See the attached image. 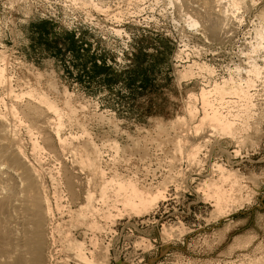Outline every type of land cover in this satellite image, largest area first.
Segmentation results:
<instances>
[{"label":"rangeland","instance_id":"rangeland-1","mask_svg":"<svg viewBox=\"0 0 264 264\" xmlns=\"http://www.w3.org/2000/svg\"><path fill=\"white\" fill-rule=\"evenodd\" d=\"M95 1L106 7L104 13L73 6L70 0H0V53L6 54V74L16 93L37 86L60 107L65 101L74 107L75 119L65 132L78 137L76 144L87 145L92 138L106 167L136 173L147 187L148 182L166 186L167 202L158 203L145 223L126 217L113 225L115 230L112 226L98 236L99 246L109 244L106 264H264V74L256 84L253 117L234 137L206 128L209 141L204 144L203 132L191 138L194 131L181 132L175 122L183 117L190 122L185 109L190 95L198 96L201 88L236 67L245 68L264 0H245L241 14L232 16L231 2L224 0L221 9L229 11L230 25L221 31L224 38L214 41L202 38L194 11L188 15L198 23L188 26L177 0ZM261 53L264 58V49ZM194 61L210 65L214 76L203 72L182 78V70ZM4 86L0 99L11 103ZM194 104L201 116L198 97ZM186 135L202 144V163L188 162L173 149V142ZM19 136L28 148L24 127ZM39 162L57 171L52 158L41 154ZM213 163L235 171L242 186V201L224 214L202 201L201 180ZM69 227L79 238L87 228Z\"/></svg>","mask_w":264,"mask_h":264},{"label":"bare ground","instance_id":"bare-ground-1","mask_svg":"<svg viewBox=\"0 0 264 264\" xmlns=\"http://www.w3.org/2000/svg\"><path fill=\"white\" fill-rule=\"evenodd\" d=\"M177 1L180 5L178 10L185 11L187 15L185 21L189 27H195L198 22L202 24V38L214 41L223 37L222 30L228 31L225 27L231 17L227 9H221L224 8V0H197L196 3H190L192 1L189 0ZM70 2L82 9L91 8L98 12L106 9L101 2L95 0ZM230 2L231 16L238 15L240 9L245 8V0ZM172 3L174 4V0ZM188 11H194L199 21L191 18ZM260 16L262 23L260 28H255L254 42H248L249 55L245 68L236 67L219 82L215 80L207 88H201L198 96L190 95L185 108L190 124L184 117L175 121L182 127L179 128L181 132L191 133L193 130L195 135H190L191 138H196L203 132V136L200 134L202 137H199L206 144L209 141L206 139L209 136L205 134L206 128L234 137L241 128L247 126L256 106V84L263 79L264 74V58L259 55L264 49V11ZM241 17L239 22L243 19ZM254 54L259 56H253ZM5 55L0 53V85L7 84L4 88L13 101L5 103L0 99V264H106L109 244L99 246L98 236L111 232L112 226L126 217L127 222L137 219L135 224L145 223L148 214L158 207V203L167 202L166 186H154L148 182L147 187L143 180H139L141 178L136 177V173L129 172L125 175L119 167H106L101 148L92 138H88L87 145L76 144L78 137L71 131L65 132L66 124L75 119L74 107L68 101H65L64 107H60L58 101L36 89L37 86L29 87L26 93H16L8 81V59ZM258 57L262 59L261 63ZM203 72L209 78L215 73L205 62L194 61L182 70L180 76L189 78ZM26 94L29 98L22 101ZM197 97L201 102V116L198 115L196 103L194 104ZM19 127H24L27 135H30L28 148L21 141ZM84 130L83 133L87 135ZM186 136L174 140L173 149L184 155L188 162L202 163L203 159L198 156L202 144ZM113 145L118 146L116 143ZM41 154L56 162L57 171L41 167ZM128 157L125 159L128 160ZM238 177L235 171L227 169L225 165L213 163L211 173L201 180L200 186L204 188L203 203L211 204L219 213L229 211L231 206L242 201V186ZM49 184L54 185L52 195L48 190ZM63 209L67 211V222L63 221ZM57 212L60 213L59 217H56ZM67 225L71 228L86 226L84 236L77 237L70 229H66Z\"/></svg>","mask_w":264,"mask_h":264}]
</instances>
